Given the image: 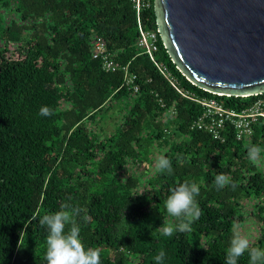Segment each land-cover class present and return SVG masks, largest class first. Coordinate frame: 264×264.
<instances>
[{
	"label": "trees",
	"instance_id": "1",
	"mask_svg": "<svg viewBox=\"0 0 264 264\" xmlns=\"http://www.w3.org/2000/svg\"><path fill=\"white\" fill-rule=\"evenodd\" d=\"M11 5L17 18L0 50V264H46L39 218L65 204L82 209L81 240L99 249L101 264H156L161 251L163 264H223L233 224L252 222L250 245L264 248V151L256 164L247 157L249 145L264 149V117L241 138L230 121L222 138L192 127L204 112L195 98L243 111L264 92L219 94L189 79L165 46L155 0L141 20L158 33L156 62L171 80L139 46L133 0H0ZM99 37L137 75L138 92L123 69L93 56ZM42 106L53 114L41 116ZM113 109L119 120L107 132ZM161 155L172 175L157 171ZM220 172L235 187L217 190ZM184 180L200 188L201 216L190 232L167 237L163 220L177 221L163 202ZM238 264H249L247 252Z\"/></svg>",
	"mask_w": 264,
	"mask_h": 264
},
{
	"label": "water",
	"instance_id": "2",
	"mask_svg": "<svg viewBox=\"0 0 264 264\" xmlns=\"http://www.w3.org/2000/svg\"><path fill=\"white\" fill-rule=\"evenodd\" d=\"M174 62L201 87L264 92V0H155Z\"/></svg>",
	"mask_w": 264,
	"mask_h": 264
},
{
	"label": "clouds",
	"instance_id": "3",
	"mask_svg": "<svg viewBox=\"0 0 264 264\" xmlns=\"http://www.w3.org/2000/svg\"><path fill=\"white\" fill-rule=\"evenodd\" d=\"M39 114L51 116L52 110L42 106ZM264 151L259 145L252 144L247 148V157L254 164L260 160V153ZM156 169L160 173L173 174V167L169 158L161 155L156 160ZM214 184L217 190L234 183L229 177L220 172L215 176ZM200 188L194 181L184 180L177 186L170 188V195L163 202L168 215L176 218V223L168 224L163 220L162 235L171 237L175 232L185 233L192 230V224L201 216V209L196 197ZM82 209L65 204L60 211L44 214L39 218V224L46 228V264H101L100 251L97 248L85 247L80 236V226L74 217L79 216ZM87 220V217H84ZM67 228V230H66ZM232 235L223 264H238L241 256L248 253L249 264H264V248L252 247L250 240L243 235L236 224L231 229ZM165 253L161 251L156 257V264H163Z\"/></svg>",
	"mask_w": 264,
	"mask_h": 264
},
{
	"label": "built area",
	"instance_id": "4",
	"mask_svg": "<svg viewBox=\"0 0 264 264\" xmlns=\"http://www.w3.org/2000/svg\"><path fill=\"white\" fill-rule=\"evenodd\" d=\"M138 15L139 25V46L147 53L152 60L156 62V51L159 49L158 33L153 30L144 28L141 20L142 10L150 8L153 0H133ZM92 53L95 58H99L103 62V66L107 70L116 71L123 69L125 71V84L133 86L135 91H139V86L135 84L137 75L130 72L128 66H122L114 57V53L108 49L106 41L99 37L94 39L92 44ZM161 71L171 80V75L166 66H161L156 62ZM204 107V112L195 119L192 127L206 129L213 134L215 138L223 137V129L226 122L230 121L237 128L238 137L241 138L250 135L253 132L252 122L257 120L259 116L264 117V99L257 101L249 110L238 111L225 107L217 99H198Z\"/></svg>",
	"mask_w": 264,
	"mask_h": 264
},
{
	"label": "rangeland",
	"instance_id": "5",
	"mask_svg": "<svg viewBox=\"0 0 264 264\" xmlns=\"http://www.w3.org/2000/svg\"><path fill=\"white\" fill-rule=\"evenodd\" d=\"M13 5H14V2H13ZM13 5L9 7L0 6V50L5 47V39L7 40V36L5 35L4 30L11 23L13 18H17V11L15 10V7ZM8 45L9 47L11 46V50H13V48L17 46L16 43L14 44L9 43ZM110 114L111 116L102 122L107 132H111L115 129L116 121L119 120V115H120L117 109L111 110ZM139 167L143 168L144 165L142 164ZM254 227L255 226H253V222L240 225L239 227V230L241 231V233L245 234L251 241L250 244L252 243V238L255 232Z\"/></svg>",
	"mask_w": 264,
	"mask_h": 264
}]
</instances>
